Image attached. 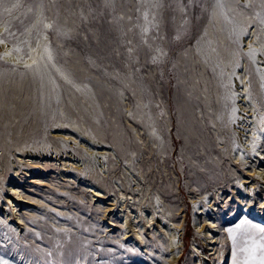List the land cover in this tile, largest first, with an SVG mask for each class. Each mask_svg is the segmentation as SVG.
Here are the masks:
<instances>
[{"label": "rangeland", "instance_id": "1", "mask_svg": "<svg viewBox=\"0 0 264 264\" xmlns=\"http://www.w3.org/2000/svg\"><path fill=\"white\" fill-rule=\"evenodd\" d=\"M146 1L0 0V22L8 23V29L2 31L3 38L12 44L30 35L34 42L38 33L45 31L55 49V58L62 61L74 77L88 81L97 103L93 105L79 94L84 108L76 102V106H71V114L74 120L82 122V128H92L94 137L103 144V147L99 143L92 145V150L104 153L99 158L105 164L103 172L95 165L99 185L105 193L100 201L91 198L87 178L76 177L69 169H62L54 163L52 154H37L27 168L20 164L21 172L15 178L11 170L15 162L9 160L8 152L0 144V207L9 204L12 210L5 199L4 179L13 178L12 184L22 195L12 193L19 202L18 209L12 210L6 222H0V258L8 264H20L12 254L22 253L23 259L32 258L24 253L27 248L21 250V246L28 243L56 249L51 251L54 253L48 261L45 259L47 264H196L195 247L198 257L207 258L209 264H234V260L236 264H264V248L261 247L264 235L245 226L232 234L236 238L234 244L228 234V229L235 228L245 218L253 225L264 227V189L259 187L264 186V178L255 173L256 170L264 172V158L248 152L244 160H239L228 144L229 132L222 130L215 135L217 139L213 134L216 123L213 126L210 123L214 114L205 112L201 66L194 62V44L202 34V16L208 13L209 0H158L160 21L155 24L152 19L154 0ZM236 7L245 9L240 3ZM166 8L170 11L169 22L163 18ZM46 18L47 28L44 27ZM260 25L253 23L249 36L253 32L262 33ZM22 48L23 53H27V48ZM245 63L244 60L243 67ZM8 69L16 72L25 67L0 60V72ZM165 80H170L169 113L163 109ZM156 84L158 88H153ZM190 85L193 97L198 100L193 104L194 120L200 125L193 131L181 117L186 104L184 95L190 93ZM5 90L6 97L15 90L11 100L17 105L27 93L24 86L20 89L15 84H9ZM27 94H31V89ZM31 100L29 97L19 106L23 110L13 114L7 105L3 106L0 128L11 121L13 136L29 142L43 137L56 144L68 139L80 140L69 128L50 132V126L35 120ZM259 102V112L264 113V94ZM153 117L158 122L160 138L155 139L157 142L152 141L155 137L151 127ZM249 129H252L251 123ZM64 131L67 133L63 134ZM250 133V130L246 133L248 138H256V132ZM186 134L190 140H186ZM6 141L5 136L0 137V143ZM86 141L84 137L73 149L81 154L87 147ZM259 149L264 153V134ZM235 182L251 186L254 191L253 196L248 195L246 199L249 204L246 212L233 191ZM120 191L140 197L135 230L140 228L141 221L145 223V212L156 219L141 231L143 239L133 235L125 237L120 226L123 219L119 209ZM197 204L203 212L196 213ZM211 204L217 211L212 208L210 212ZM135 205L130 203V208ZM104 207H111L107 217L101 215ZM127 207H123L125 211ZM16 214L22 217L19 224ZM195 214L200 220L205 214L210 215L221 229L216 232L215 228L210 229L219 236L216 254L209 253V246L202 238L204 233L195 226ZM162 217L168 219L181 238L177 261L171 260L165 228L158 220ZM110 221L117 226L109 225Z\"/></svg>", "mask_w": 264, "mask_h": 264}, {"label": "bare ground", "instance_id": "2", "mask_svg": "<svg viewBox=\"0 0 264 264\" xmlns=\"http://www.w3.org/2000/svg\"><path fill=\"white\" fill-rule=\"evenodd\" d=\"M238 3L243 4L245 9L243 10L236 7ZM153 4L154 9L152 11L154 15L152 19L155 24L160 21L158 0H154ZM207 4L208 13L202 16V34L194 44L196 53L194 62L196 65L198 64L201 66V90L204 92L202 102L206 107L205 112L209 115L214 114V117H211L210 119L212 126L216 123V127H213V134L215 136L216 134L221 133L222 130H227L229 132L228 144L232 146L231 149L233 150V154L236 155L239 160H244L248 156V152L254 156L258 155L264 158V153L259 149L264 134V113L259 112L261 109L259 99L262 98L264 94V0H209ZM145 10L147 11V9ZM169 12L170 11L169 9L167 10V8L165 9V13L163 12V18L167 22L170 21ZM252 14L255 15L253 16ZM253 23L261 24L260 30L262 33L256 34L253 32L249 36L248 32ZM7 24L4 21L0 22V60L3 63L8 62L15 65H22L25 69L16 72L8 69V71L3 70L0 72V115H4L3 106L5 105L8 106V110L11 114L16 113L17 111L21 112L23 109L19 108V106L25 104L27 99L31 97L32 100L30 107L33 110L32 115L35 120L43 121L45 126H50L48 128L50 132L69 128V130H71L73 134L78 135V139H80L77 142H75L74 139H68V141H60L56 144L43 137L33 139V142H29L27 141L28 139H20V136L14 137L13 131H10L13 128L11 125L12 122H6L5 126L0 128V137L3 138L5 136L7 141L5 143L1 142L0 144H2L4 149L8 152L6 156H8L9 160L15 162L11 166L12 174L16 178L21 172L19 165L21 164L23 165V168H27L26 166L33 161V157L37 154H52L54 163L61 165L62 169H69V171L74 173L76 177L87 178L88 181L86 187L91 198L101 201L104 198L105 193L99 185L100 179L99 176H97L95 165L100 166V172L104 171L105 164L103 159L99 158V156H103L104 153L92 150V145H96L100 141L94 137L92 128H82V122H78L77 119L74 120L72 118L73 114H71V106H76V102L80 104V108H84L79 94L93 105L94 103H97L96 98L93 97L88 81L86 78L74 77L68 67L65 66L62 61L55 58V49L49 42L45 31L42 30L39 32L34 42L30 39V35H26L24 40H17L15 43L11 44L6 38L2 37V33L8 29ZM48 24L49 21L46 18L44 21V27L47 28ZM27 28L29 27L27 26ZM27 32H29V30H27ZM22 46L27 48V53H23ZM192 53H194V51ZM158 60L159 59H157L155 63L156 67L159 62ZM244 60L246 63L243 67ZM168 66L172 69L171 65ZM8 76H10V78L7 80L6 78ZM6 80L8 81V84H6ZM170 80H165L166 82H164L166 100L164 103L165 108L163 109L166 113H169V109H171L167 99ZM9 84H15L20 89L24 86V88L27 89V93H30L31 89V94L29 95L26 93V96L22 99L21 103L17 105V103H14V100H11L16 94L15 90H12L9 93V97H6L5 95V87ZM153 88H158V84L154 85ZM191 88L192 85H190V93L186 96L184 95L186 104L185 111L181 112V117L185 121L184 124L193 131L196 126L200 125L194 120L193 104L194 102H198V100L193 97ZM98 108L101 110L100 106H98ZM92 117L96 118L94 114H92ZM170 120L168 114L167 128L171 125ZM151 122H153L151 126L152 133L155 135L154 140L152 139V141L157 142L155 139L158 140L160 138L157 128V119L153 117V119L151 118ZM250 123L252 124V129H249ZM19 125L22 124L19 122ZM249 130L251 132L250 134H253L254 132L257 133L255 135L256 138L251 139L246 136V133ZM34 131L35 129L33 132ZM66 133L67 132L64 131L63 134ZM84 137L87 139V147L82 150L83 152L80 154L73 148H77L76 146H79V144L83 142ZM186 140H190L189 135L186 137ZM99 144H101L100 147H103L102 143ZM12 149L14 152H10ZM63 166L66 167L63 168ZM1 168L2 166L0 165V169ZM255 173L257 176L264 178L263 171L256 170ZM12 179L10 181L4 179L2 184L7 187L5 199H7L12 206V210H17L19 202L12 196V193H16V195L20 197H22V195L20 194V191H17L14 184H12ZM259 187L260 189H264L263 185ZM0 188H2L1 184ZM234 189L235 190L233 191H235L237 197L242 202L241 205L243 207V212L248 211L249 204L246 203V199L248 195L252 197L254 192L252 191L251 186L244 185L242 182H235ZM119 194L121 198L119 203L121 208L119 209L122 211L123 215L120 226L124 229V234H126L125 237H131L133 235L135 238L143 239V233L141 231L144 232L146 230V225H152L156 219L154 220L153 214L145 212L143 214L145 223L141 221L140 228L135 230L134 222L138 215L136 207L137 201H140V197L139 195L125 194L123 191H120ZM113 200L114 198H112V201ZM130 203L134 205L136 204L135 208H130ZM195 206L197 209L196 213L204 211V209H198L200 206L199 204ZM123 207H127L128 210L125 211V208ZM212 208L216 209V211L218 209L214 204H211V213ZM12 210L9 208V204H7L5 208L0 207V211H2V216H0L1 223L6 222V220L10 218ZM110 211L111 207H104L101 210V215L107 217ZM206 215L207 214H205L204 218L200 220L198 219L199 215L195 214V226L198 231H201L202 234L204 233L202 238L209 246V253L216 254L219 236L214 234V232L220 231L221 229L218 228V225H216L214 219H212L210 215ZM16 218L18 222L17 224H19L22 221V217L16 214ZM158 220L159 224L165 228L166 236L168 238V247L172 251L171 260L177 261V256H179L181 250V238L179 237L177 230L172 229L167 218L162 217ZM110 224L114 227L117 226V223L114 221H110L109 225ZM17 227L18 225H16V228ZM214 228V232L210 231V229ZM52 247L53 246L44 248L37 244L28 243L25 246H21V250L25 251L27 248L28 250L24 253L32 256L31 259L26 257V259H23L22 253H16V255L12 254V257L20 264H47L45 259L48 261V257L51 256V253H54L51 252L53 250H51ZM194 250L195 254L193 256L197 257L196 264H209L206 262L207 258L203 259L198 257L199 252L196 250V247Z\"/></svg>", "mask_w": 264, "mask_h": 264}, {"label": "snow or ice", "instance_id": "3", "mask_svg": "<svg viewBox=\"0 0 264 264\" xmlns=\"http://www.w3.org/2000/svg\"><path fill=\"white\" fill-rule=\"evenodd\" d=\"M245 226H247L248 228H254L256 229V231L264 235V227H260L259 225H253L245 218V219H241L240 222L235 226V228L228 229L230 237H232L233 233L240 232L243 228H245ZM232 238L235 244L236 238L235 237ZM252 243L254 244L255 241H253ZM261 247L264 248V244H262ZM0 264H7V261L0 258ZM234 264H236L235 260H234ZM246 264H250V262H246Z\"/></svg>", "mask_w": 264, "mask_h": 264}]
</instances>
